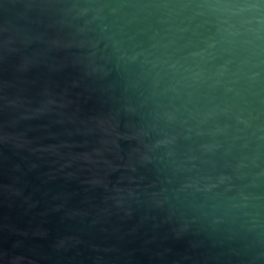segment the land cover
Instances as JSON below:
<instances>
[{
	"label": "water",
	"instance_id": "1",
	"mask_svg": "<svg viewBox=\"0 0 264 264\" xmlns=\"http://www.w3.org/2000/svg\"><path fill=\"white\" fill-rule=\"evenodd\" d=\"M0 264H264V0H0Z\"/></svg>",
	"mask_w": 264,
	"mask_h": 264
}]
</instances>
